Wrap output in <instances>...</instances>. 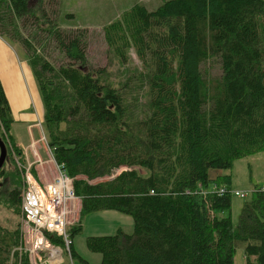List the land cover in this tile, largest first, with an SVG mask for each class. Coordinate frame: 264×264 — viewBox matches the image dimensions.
<instances>
[{
    "label": "trees",
    "instance_id": "trees-1",
    "mask_svg": "<svg viewBox=\"0 0 264 264\" xmlns=\"http://www.w3.org/2000/svg\"><path fill=\"white\" fill-rule=\"evenodd\" d=\"M40 2L0 0V37L19 40L37 71L49 147L82 202L72 240L89 215L115 211L134 229L87 237L99 264H234L239 249L245 264H264V192L253 191L235 227L232 176L213 174L264 153V0H167L154 10L140 3L111 19L109 49L123 63L133 50L147 72L140 118L130 117L122 90L102 81L104 71L88 68L87 31L62 33L51 1ZM32 19L67 64L55 68L36 53L34 37L22 38L20 23ZM13 123L0 79L2 134L11 137ZM8 176L0 206L20 214L24 182L18 171ZM19 243L20 229L0 226V264H30L18 253L11 262ZM70 255L91 264L74 246Z\"/></svg>",
    "mask_w": 264,
    "mask_h": 264
},
{
    "label": "rangeland",
    "instance_id": "rangeland-1",
    "mask_svg": "<svg viewBox=\"0 0 264 264\" xmlns=\"http://www.w3.org/2000/svg\"><path fill=\"white\" fill-rule=\"evenodd\" d=\"M50 1L51 6H53L52 10L55 11V15H57L56 20L55 18L54 20L62 33H77L78 30L87 31L86 54L88 68L92 70H100L102 72L104 71L102 81L113 88L122 90L124 98L129 103L130 117L140 118L149 107V101L147 99V72L143 70L141 63L133 50L128 51L127 61L123 63L116 54L109 49L104 29L105 26L111 22V19L119 17L123 11L136 4L146 3L150 9L154 10L158 5L160 6L167 0ZM55 3H57L56 6L54 5ZM40 4V0H30V6L38 8ZM68 15H73V18H68ZM22 24V38L31 39L34 37V39H36L31 40L34 41L35 51L39 56L46 58L55 68L67 64V59L64 54L59 48H57V42L46 37L47 33L39 34V28L36 26L37 23L34 19H32V21L20 23V26ZM5 38L7 40L3 39L14 48L13 51L18 55L19 60L18 64L14 68H11V78L8 91V99L10 101L14 120L12 125L13 136L11 135V137H9L6 134H2L0 130V137L6 144L8 152L7 161L0 171V173H5L4 177L0 176V195L5 194L7 191L10 184V181H8L10 176L8 175H11L14 171L20 172L23 182L26 181L27 175H31L44 185L48 184V186L59 175L58 167H56L58 164L56 163L53 152L49 147V134L45 122L46 105L37 71L31 60L21 52L23 47L19 40H16L9 35ZM24 50L26 51V49ZM32 124H36L35 127L30 128V130L34 132L35 139L29 141L28 125ZM31 138H33L32 133ZM21 140L24 143L25 148L19 145ZM33 141L36 142L33 143ZM124 170H126V168L118 170L114 176ZM41 172L43 177L47 175L51 178L50 182H44L39 178ZM213 174L214 176L217 174H231L233 190L243 192L247 195L246 199L232 196V221L233 225L237 227L244 204L251 200L255 189L264 187V153L238 160L234 163L231 170L215 171ZM112 178L113 177L95 180L92 183L95 184L98 182L110 181ZM85 179L86 178L83 176L78 177V180ZM214 187V185H211L210 189L213 190ZM60 190L62 189L60 188ZM73 204L74 206L71 209V214L68 219L69 227L80 224L82 202L80 201L79 203V201H77L75 203L74 201ZM87 218L85 219L84 224H82L84 229L83 234L75 238L71 248L74 246L76 252L89 263L99 264L101 257L90 253L86 248L85 239L88 236L86 235L87 233H85L87 228L84 227H86ZM0 226L7 227L10 230L16 228L20 229V243L19 246L15 247L12 251L11 262L14 261V255L18 253L20 257L22 255L28 256L30 264H35L34 258L30 252L32 246L31 229L26 226L22 211L20 214H16L6 206H0ZM131 232L132 231H129L128 233ZM65 246L66 244L63 243L60 247L63 251V260L61 262L51 263L46 260L42 262L44 264H68L72 258L69 256V250H67ZM244 256L243 249L237 250L234 264H245ZM74 262L79 263L78 260H74Z\"/></svg>",
    "mask_w": 264,
    "mask_h": 264
},
{
    "label": "built area",
    "instance_id": "built-area-1",
    "mask_svg": "<svg viewBox=\"0 0 264 264\" xmlns=\"http://www.w3.org/2000/svg\"><path fill=\"white\" fill-rule=\"evenodd\" d=\"M59 175L50 183L44 185L37 178L27 175L24 182V190L21 197V211L25 224L31 229L32 246L31 255L35 264H44L42 261L51 263L63 260V251L60 247L66 244L67 250L73 244L71 234L68 231V219L71 209L80 198L76 196L74 179L62 171L59 167ZM60 188L62 190H60ZM264 192V187L261 188ZM225 189L221 190L224 193ZM240 198L246 194L236 191ZM58 217V219H57ZM62 239V244L54 242ZM65 252V251H64ZM66 254V252H65Z\"/></svg>",
    "mask_w": 264,
    "mask_h": 264
},
{
    "label": "crops",
    "instance_id": "crops-1",
    "mask_svg": "<svg viewBox=\"0 0 264 264\" xmlns=\"http://www.w3.org/2000/svg\"><path fill=\"white\" fill-rule=\"evenodd\" d=\"M13 50L14 48L6 40L0 37V79L2 81V84L4 86V89H5V92L8 98H9L8 91H9V81L11 78L10 76L11 68H14L18 64V60H19L18 55ZM35 125L36 124L28 125L29 141L31 139L32 140L35 139L34 132L30 130V128L35 127ZM12 133L13 132L11 130V135L13 136ZM31 133L33 135V138H31ZM35 142L36 141H33V143ZM19 145L25 148V145L22 142V140L20 141ZM56 167H59V166L56 165ZM49 172H50V168H49ZM41 174L42 172L40 173L39 178L42 181L50 182L51 178L49 176L45 175V177H43ZM84 228H87L85 233H87L86 235L88 237L110 236V235L116 234L119 230H122L125 232L133 231L134 221L131 217L126 216L124 214H121L115 211H104V212L95 213V214L88 216L86 220V227ZM68 264H79V263H76L74 262V260L70 259V262H68Z\"/></svg>",
    "mask_w": 264,
    "mask_h": 264
},
{
    "label": "water",
    "instance_id": "water-1",
    "mask_svg": "<svg viewBox=\"0 0 264 264\" xmlns=\"http://www.w3.org/2000/svg\"><path fill=\"white\" fill-rule=\"evenodd\" d=\"M0 153H1L0 155V171H1L7 161V155H8L6 144L4 143L1 137H0Z\"/></svg>",
    "mask_w": 264,
    "mask_h": 264
}]
</instances>
